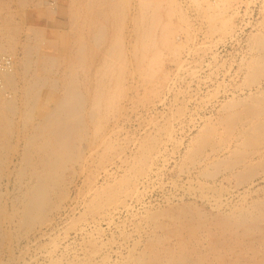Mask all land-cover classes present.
Wrapping results in <instances>:
<instances>
[{
	"label": "bare ground",
	"instance_id": "6f19581e",
	"mask_svg": "<svg viewBox=\"0 0 264 264\" xmlns=\"http://www.w3.org/2000/svg\"><path fill=\"white\" fill-rule=\"evenodd\" d=\"M132 1L0 0V264H4L1 257L5 248L10 249L13 243L19 244L36 233H45V228L52 226L53 215L59 213L68 198L75 176L85 169L88 158L84 151L90 149V155L97 152L98 147L94 144L102 139L99 136L103 128L102 116H105L102 104L104 101L111 104L113 95L122 89L123 80L127 82L130 66L135 65V71L144 78L141 73L143 51L151 44L150 34L154 32H150V27L154 26L158 13L149 10L152 0H135V4ZM9 2L22 7L32 2L41 17L39 22L53 24L48 27L51 38H44L43 28L27 26L25 41L16 40L19 23ZM61 14L66 17V29L60 28ZM221 17L216 14L208 18L213 28L221 26L224 20ZM148 20L153 24H148ZM128 21L132 24L127 33ZM128 40H131L129 45ZM251 40L257 54L252 57L250 73L246 75H249V84H256L259 77L264 76V32L254 34ZM128 51L132 58H128ZM33 65L35 70L50 69L55 77L29 75ZM20 68L23 76H27V82L20 89L18 104L13 85ZM259 92V95H251L249 100L242 97L246 102L242 98V101L231 98L222 103L226 111L235 109L221 121L231 130L233 139L228 140L231 145L228 150L225 148L227 151L211 147L212 152L204 157L205 165L210 169L202 170L203 175L216 176L217 170L224 168L240 184L252 179L258 169L264 170V90ZM41 99H44V105L39 104ZM212 125L205 130L211 132ZM109 132L108 136L104 134L101 145L113 149L115 144ZM209 135L202 132L196 142L209 146L213 143L209 141ZM202 149L204 151L202 146L194 147L187 157H199ZM253 154L258 156L255 162L250 157ZM101 156L103 159L104 155ZM5 178L4 195L1 182ZM91 190L92 199L86 209L89 213L95 212L104 202L117 198L118 194L117 187L94 186ZM250 202L237 203L239 206L231 204L234 206L231 207L226 205L228 202L224 204L222 200H216V212L208 213L210 215L186 202L175 208L150 212L149 218L163 232V235L152 234L157 235L153 238L157 243H163L165 235L172 234L182 240L178 244L186 248L182 234L187 233L186 238L192 239L188 242L191 247L176 252L164 244L167 248L162 251L131 255L127 264H264V197ZM161 215L171 222L158 223L157 217Z\"/></svg>",
	"mask_w": 264,
	"mask_h": 264
},
{
	"label": "rangeland",
	"instance_id": "374dc122",
	"mask_svg": "<svg viewBox=\"0 0 264 264\" xmlns=\"http://www.w3.org/2000/svg\"><path fill=\"white\" fill-rule=\"evenodd\" d=\"M152 2L150 6L157 10L154 12L151 7L149 10L158 13V16H155L154 26L150 27V32L154 33L150 34L148 30L151 44L143 51L141 73L144 78L135 71V65L129 64L127 82L123 80V87L117 91L118 94L113 95L111 104L105 101L102 104L105 116L100 120L103 124L99 121L103 127L99 138L108 136L112 130L109 133L114 148L106 149L104 144L101 145L102 139H98L94 144L98 147L95 146L97 152L90 155V149L84 151L88 158L85 169L75 176L69 187L68 198L59 213L53 215L52 226L45 228V233H36L19 244L13 243L10 249L5 248L2 263L127 264L135 254L164 250L167 248L164 244L176 252L189 250L191 246L188 242L192 239L186 238L187 233L182 236L188 248L179 245L182 240L172 234H166L165 241L157 243L153 239L157 235L152 234L163 235V232L149 218V213L175 208L186 202L211 214L216 212V200H222L224 204L228 202L227 206L234 207L264 197L263 169H258L252 179L240 184L228 169L223 168L226 170L223 172L219 168L218 174L211 177L201 173L204 169H210L205 165L204 157L209 154L211 147L227 151L231 145L228 140L233 139L231 130L221 121L223 116L235 109L226 111L222 105L231 98L249 100L251 95H259V91L264 90V76L259 77L260 81L256 79V84H249V75H246L250 73L252 57L257 54L251 37L264 32V0ZM9 4L19 23L16 40L25 41L26 30L30 26L43 28L44 38H51L48 27H53V24L43 20L39 22L41 17L37 15L32 2L23 4L24 7L15 2ZM216 14L224 17V20L221 26L213 28L208 18ZM59 18L62 20L60 28L66 29L65 15L61 14ZM153 22L149 21L148 24ZM130 24L126 28L127 33ZM41 49L45 50L43 46ZM128 49L131 50V47ZM129 53L128 58H132V53ZM35 69L33 65L28 74L55 77L50 69ZM22 73L20 68L18 79L13 85L18 104L22 92L20 89L27 82V76ZM40 101L39 104H45L44 99ZM17 118L14 117L16 121ZM211 125V132L210 129L205 130ZM202 132L210 134L209 141L213 143L209 146L202 142L200 145L199 140H196ZM197 146L204 148L200 158L197 155L188 158L187 154ZM101 154L104 155L103 159ZM256 155L250 156L252 161L255 159L253 162L258 158ZM6 184L5 178L1 182L3 194L6 193ZM94 186L106 189L117 187L118 194L117 198L104 202L95 212L89 213L86 209L92 199L91 189ZM7 187L10 192L11 187ZM225 209L229 210L228 207ZM157 219L158 223H169L170 220L163 215Z\"/></svg>",
	"mask_w": 264,
	"mask_h": 264
}]
</instances>
